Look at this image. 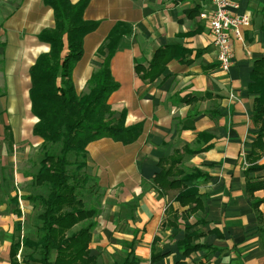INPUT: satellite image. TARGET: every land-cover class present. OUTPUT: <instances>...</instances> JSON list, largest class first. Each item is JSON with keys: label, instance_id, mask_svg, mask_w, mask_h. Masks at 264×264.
<instances>
[{"label": "crops", "instance_id": "1", "mask_svg": "<svg viewBox=\"0 0 264 264\" xmlns=\"http://www.w3.org/2000/svg\"><path fill=\"white\" fill-rule=\"evenodd\" d=\"M213 10L204 0L89 2L84 19L97 28L84 40L73 73L76 91L86 90L103 62L97 51L115 26L124 25L111 61L119 88L109 104L125 111L126 126H143L132 145L102 139L87 150L86 171L105 190L90 244L98 264H120L132 250L139 264H264V188L253 194L263 200L258 209L247 192L248 181L264 183V169L247 173L245 160L259 130L249 86L254 63L264 58V0H240L237 13H250L251 26L242 42L232 43L228 74L219 69L210 24L201 17ZM54 26L43 0H0V264H10L16 226L25 227L31 215L20 193L33 180L23 158L38 153L43 140L33 134L38 119L31 112L30 70L50 50L39 35ZM11 147L15 182L9 191L3 185ZM256 164L264 165V151ZM164 169L171 170L169 183L195 170L205 175L184 183L199 206H181L179 187H157L155 177ZM189 232L202 233L198 243L207 248L186 256L178 243Z\"/></svg>", "mask_w": 264, "mask_h": 264}, {"label": "trees", "instance_id": "2", "mask_svg": "<svg viewBox=\"0 0 264 264\" xmlns=\"http://www.w3.org/2000/svg\"><path fill=\"white\" fill-rule=\"evenodd\" d=\"M43 1L54 12L55 26L39 35L50 50L40 55L30 70L31 112L38 119L33 134L43 140L39 168L33 174L31 185L44 189L46 194L32 193L25 197L33 205L31 211L39 209V212L31 227L17 224L9 251L10 264H98L90 250L98 210L88 207L81 192L92 180L86 171L88 147L102 139L132 145L143 132L142 124L126 126L125 111H114L109 104L111 95L119 88L112 77L111 61L127 28L120 24L113 28L97 51L102 64L92 74L86 90L78 94L73 73L83 58L85 38L97 28L96 23L84 19L90 0L77 4L70 0ZM157 64L154 61L150 68L154 69ZM249 91L255 97L253 122L259 130L253 152L245 159L247 173L264 169V165L256 164L264 151V58L254 63ZM170 175V169L157 174V187L161 190L179 187L181 192L176 200L181 206H199L197 193L184 183L205 175L198 170L182 173L180 184L176 180L167 182ZM262 188L264 183L248 181L247 192L255 209L263 200L253 198V194ZM27 228L34 229L35 235L26 234ZM21 232L25 234L21 236ZM201 237L202 233L189 232L178 243L183 254L189 256L207 248L198 243ZM120 264H139V260L132 250Z\"/></svg>", "mask_w": 264, "mask_h": 264}, {"label": "built area", "instance_id": "3", "mask_svg": "<svg viewBox=\"0 0 264 264\" xmlns=\"http://www.w3.org/2000/svg\"><path fill=\"white\" fill-rule=\"evenodd\" d=\"M212 4L214 10L209 14H202L210 24L213 43L218 53L219 69L228 74L233 66L234 40L242 42L244 30L251 26V14H238L240 0H204Z\"/></svg>", "mask_w": 264, "mask_h": 264}, {"label": "rangeland", "instance_id": "4", "mask_svg": "<svg viewBox=\"0 0 264 264\" xmlns=\"http://www.w3.org/2000/svg\"><path fill=\"white\" fill-rule=\"evenodd\" d=\"M1 92H5L3 89H1ZM2 94V93H0ZM5 107V101H0V111L3 110ZM5 122V121H4ZM3 122V123H4ZM2 123V121L0 120V124ZM13 149H15L14 147L7 149V156L9 157V168L6 170L7 174L4 177L5 183L3 185V187L5 189H9V191H11L14 187V182H15V168H14V161H13V157H14V152ZM41 152V147L39 148V152L36 153L34 150L30 152V154H25L24 158H23V170L26 171L27 173L33 175L35 174V172L37 171V169L39 168V159L40 156H42ZM17 153H15L16 155ZM17 173V172H16ZM88 175L90 176V173L88 171ZM92 180H90V182L88 183V187H85L81 192L83 193V197L84 200L86 202V204H88L89 208H95V209H99L98 204H100L101 202V196L103 195V193L105 192L103 187L97 186V182L96 179L93 178L91 176ZM96 184V185H95ZM90 189H92L93 191L90 194ZM22 191H20V193L26 194V196L31 195L32 193L35 194H42L45 195L46 192L44 189L41 188H33L31 185V182L29 184H25L22 188ZM18 191V190H17ZM94 195H93V194ZM33 205H28L27 209L28 210H32ZM39 212V209L37 210ZM37 211H31V215L29 217V220L26 222V226L31 227L32 225H34V223L36 222V215H37ZM34 213V214H33ZM32 216V217H31ZM28 219V218H26ZM33 228V227H32ZM28 232H33V234L29 233L31 236L35 235V230L32 229H26V234ZM25 233H22V235H24ZM101 264H104L103 262Z\"/></svg>", "mask_w": 264, "mask_h": 264}]
</instances>
